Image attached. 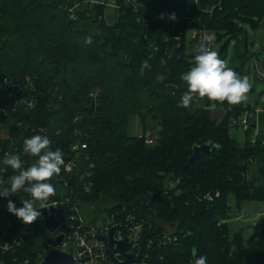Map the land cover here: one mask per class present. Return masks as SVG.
I'll use <instances>...</instances> for the list:
<instances>
[{"label": "trees", "instance_id": "1", "mask_svg": "<svg viewBox=\"0 0 264 264\" xmlns=\"http://www.w3.org/2000/svg\"><path fill=\"white\" fill-rule=\"evenodd\" d=\"M219 1L200 0L199 9L194 0H140L137 10L122 7L110 24L102 18L104 7L71 20L68 12L75 0H0V79L23 85L30 78L38 99L34 109H10L14 125L7 124L8 129L21 141L47 136L65 163L73 157L71 145L86 142L90 161L82 160L79 170L64 175L69 200L59 216L68 218L75 206L82 213L83 205L96 221L125 208V214L144 222L146 264H192L193 248L197 256L207 257V264H264V217L249 237L244 228L231 232L229 225L231 198L241 212L246 203L264 202V144L250 142L253 126L244 143L231 136V120L244 110L241 106L198 97L187 109L177 106L187 91L180 76L194 66V57L186 54L184 44L173 49L165 41L167 24L160 18L167 6L189 8L217 42L225 36L235 39L229 67L240 76L250 50L243 23L264 24V0ZM209 6L213 11L205 12ZM89 36L93 43L85 44ZM145 59L150 67L141 72ZM158 75L165 79L158 82ZM95 91L96 100L91 97ZM220 107L226 111L217 120L213 114ZM131 115L139 116L143 132L155 131L152 144L128 133ZM18 122L23 127L17 128ZM207 142L215 144L213 151L191 162L194 145ZM25 158V168L37 160ZM90 163L94 167L87 177L83 173ZM9 173V178L15 174L11 168ZM25 198L30 197L22 191L8 197L17 208ZM7 215L0 212L3 223L12 222L15 231L28 230L15 255L38 264L54 245V235L40 219L25 225ZM160 221L174 224L175 230H166Z\"/></svg>", "mask_w": 264, "mask_h": 264}, {"label": "built area", "instance_id": "2", "mask_svg": "<svg viewBox=\"0 0 264 264\" xmlns=\"http://www.w3.org/2000/svg\"><path fill=\"white\" fill-rule=\"evenodd\" d=\"M139 3L140 0H123L122 3H119L118 0H111V4L108 5L107 0H75L74 5L69 8L68 13L71 20H77V14L80 12H86L88 14L97 7H112L115 10L116 18H118L122 7L137 10ZM220 3L221 0L219 1V4ZM194 6L201 9L200 0H194ZM213 9L214 6H209L205 9V12H212ZM173 13L176 16L175 20L169 19V16ZM162 14L167 24L165 41L171 43L173 49H180L182 44H184L186 54H191L193 57L197 54L196 49L202 34L205 32L213 33L205 24H201L202 21L200 17L190 13L189 8H187L185 12L179 10L178 7L174 5L171 7L167 6L162 9ZM195 17L198 18L195 19ZM102 18L105 19V15L102 16ZM189 31H191V46L187 53L186 40ZM216 43L217 41L215 39L212 44V49ZM254 65L258 77L264 80V62L256 58ZM91 97L96 100L98 91L92 92ZM37 104L36 87L30 78H27L23 85H21V83H14L13 80L7 77L0 79V139L3 140V143L0 145V178H3L5 181L9 179L8 176L10 174V167L3 163L6 154L19 155L24 162V167L27 165V160L25 158L27 154L23 152V141L16 139V134L11 133L7 126V124L10 126L14 125L10 120L9 110L13 109V111H17L22 108L34 109ZM260 109L261 110L255 108L247 109L242 119L233 117L231 120L233 127H240L247 131L251 126H257V122L260 120V113L264 108ZM16 126L17 128L23 127L21 122L16 123ZM139 136H143L145 141L149 144H152L157 139L155 131H150L149 129ZM258 136L259 135L256 134V137L252 138L250 142L255 144L258 139H260L264 144V136L261 138H258ZM87 149L88 145L86 142L76 141L73 143L71 145L73 157L62 166L60 175L53 177L50 181L55 187H58L56 191L57 197H50L49 208L40 209L41 216L39 219L45 228V220L47 217L50 215L56 216L61 226L60 230L53 233L54 240L58 234L64 235L63 242L57 244L54 241V245L50 244V249L57 248L71 252L77 264H113L108 245V232L111 228L119 226L120 228L117 230L116 239H128L129 242L132 243V248L129 252L137 259L134 264H146V261L142 259L141 246L144 235V222L141 220L139 221L135 214H125V208L122 209V211H116L110 216L107 215L91 222H86L84 220L78 206L72 207L75 212L73 211L68 218L62 219L59 216L61 205L69 200V197L66 195L69 184L65 180L64 175L79 170L82 166V160L90 161L89 154L85 153ZM93 167V163H90L83 175L91 177ZM213 198L212 195L207 196L209 201H212ZM8 201V197H0V212L5 216H8L7 214L9 213L7 209ZM0 222L3 223V217L1 216ZM2 223H0V264H31L28 259L21 260L15 255L22 247L24 238L28 235L26 227L15 231L12 227V222L5 221V223ZM143 242H145V240H143ZM148 242V246H150L152 241L149 240ZM50 249H48L46 253ZM44 255H40L41 260ZM120 259L122 260L124 258L120 257Z\"/></svg>", "mask_w": 264, "mask_h": 264}, {"label": "clouds", "instance_id": "3", "mask_svg": "<svg viewBox=\"0 0 264 264\" xmlns=\"http://www.w3.org/2000/svg\"><path fill=\"white\" fill-rule=\"evenodd\" d=\"M163 19V14H161ZM169 19L175 20V14ZM216 39L215 33L202 34L194 56V66L181 74L180 79L186 84L187 91L182 95L178 107L189 108L194 98H207L211 102L240 104L247 97L251 89L248 78L240 77L232 68L228 67L218 53L212 50ZM85 44H92V37L85 39ZM148 59L142 61L141 72L149 68ZM157 81H163V75L157 76ZM23 152L37 157L35 163L25 168L19 155L6 154L3 163L15 173L7 181L0 178V197H9L22 191L30 198L22 199V207L9 200L7 209L22 223L30 225L41 216L40 209L49 208V199L56 195V187L50 183L53 177L59 176L65 161L63 152L51 148V140L47 136L33 135L23 141ZM90 187H85L89 191ZM35 206V207H34ZM192 264H207L206 256H197V250H191Z\"/></svg>", "mask_w": 264, "mask_h": 264}, {"label": "rangeland", "instance_id": "4", "mask_svg": "<svg viewBox=\"0 0 264 264\" xmlns=\"http://www.w3.org/2000/svg\"><path fill=\"white\" fill-rule=\"evenodd\" d=\"M107 4H111V0H107ZM105 20L107 23L114 24L116 22V14L115 10L112 7L105 8ZM243 32L247 38L248 43L250 44V50L248 53V60L245 62V65L242 68L240 77H247L249 83L251 84V89L247 93V97L244 101L240 104H236L234 106H241L244 110L240 112L238 115L239 119H242L245 116V111L249 109H259L264 108V80L258 77L256 69H255V60L256 57L264 62V24L260 26L253 27L250 23L245 22L243 23ZM229 37L225 36L220 41H218L214 46L213 49L216 51L220 57V52L222 50L223 45H225L228 41V48H227V55L224 59L225 63L229 67L232 64V59L234 57V46H235V39H228ZM191 46V31L188 32L187 40H186V50L187 53ZM225 108L220 107L214 112V118L217 120H222L225 114ZM254 121V120H253ZM151 126L155 125L153 122H150ZM254 128V129H253ZM251 130L249 138L252 139L256 137L258 134V138L264 136V110L260 113V120L257 122V126H254ZM128 133L132 136L134 135H141L143 133V126L139 116L131 115L128 120ZM159 129V127H157ZM150 131L152 129H149ZM247 131L243 130L242 128H231V136L235 137L239 142L244 143L247 139ZM255 170H256V166ZM254 172L251 169L249 174ZM230 204L232 206V217L231 221L229 222L231 232H234L240 228H244V235L245 237H249L252 233L254 224L261 218V213L264 212V203H246L244 206L243 211H239L236 207V202L234 198L230 199ZM102 208V204L99 206ZM82 216L86 222H91V218L95 215L87 213L89 211L88 207H84L81 205ZM103 214V213H102ZM103 215H101V218ZM166 230L173 231L175 230V225L170 224L167 222H159Z\"/></svg>", "mask_w": 264, "mask_h": 264}, {"label": "water", "instance_id": "5", "mask_svg": "<svg viewBox=\"0 0 264 264\" xmlns=\"http://www.w3.org/2000/svg\"><path fill=\"white\" fill-rule=\"evenodd\" d=\"M129 10L130 9H128V11ZM214 148L215 144L212 142L194 145L192 155L189 159L191 162H194L195 160L200 159L203 154H210ZM21 206H23L22 203ZM60 226V221L54 215L48 216L45 220V228L51 234L60 230ZM119 228V226H115L108 232V245L112 262L113 264H134L137 259L129 252L132 248V243L129 242L128 239H116V233ZM63 240L64 235L58 234L54 241L55 243L60 244ZM120 257H123L124 259L121 260ZM39 264H77V261L71 252L53 248L44 255Z\"/></svg>", "mask_w": 264, "mask_h": 264}, {"label": "crops", "instance_id": "6", "mask_svg": "<svg viewBox=\"0 0 264 264\" xmlns=\"http://www.w3.org/2000/svg\"><path fill=\"white\" fill-rule=\"evenodd\" d=\"M264 203V202H263ZM261 204V203H260ZM260 217H264V212L261 213V216Z\"/></svg>", "mask_w": 264, "mask_h": 264}]
</instances>
